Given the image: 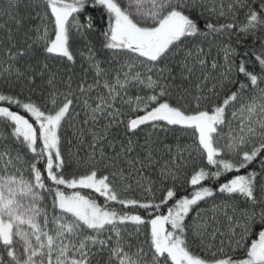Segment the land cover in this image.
<instances>
[{"label": "snow or ice", "instance_id": "obj_1", "mask_svg": "<svg viewBox=\"0 0 264 264\" xmlns=\"http://www.w3.org/2000/svg\"><path fill=\"white\" fill-rule=\"evenodd\" d=\"M43 4L34 36L18 41L10 27L0 29V77L29 92L0 90V264H264V159L260 172L247 171L264 158V42L238 63L226 48L225 65L211 64L212 72L223 69L218 76L202 74L183 87L176 69L190 80L209 55L185 41L236 28L207 20L202 28L192 15L206 7L201 0ZM89 7L101 10L100 50L112 58L99 60L88 47L89 68L78 80L40 67L39 56L75 62L73 38L95 30ZM240 8L247 9L241 31L264 30V0ZM45 75L47 91L35 99L36 80ZM226 85L221 98L217 86ZM118 102L127 106L126 122ZM77 106L85 117L78 135L92 143L73 163L62 130ZM101 118L109 123L100 125ZM114 124H124L129 139L118 151L109 144L108 154L103 141ZM149 126L187 133V157L160 164L151 136L139 146L143 154L132 156L131 136ZM157 165V177L145 172ZM133 183L147 195H129ZM233 201L245 206L238 216ZM209 202L210 214H202ZM221 211L226 232L214 227Z\"/></svg>", "mask_w": 264, "mask_h": 264}, {"label": "trees", "instance_id": "obj_2", "mask_svg": "<svg viewBox=\"0 0 264 264\" xmlns=\"http://www.w3.org/2000/svg\"><path fill=\"white\" fill-rule=\"evenodd\" d=\"M201 2L206 6L204 8H197L193 13V18L196 19L200 26L203 28L204 21L207 20L210 23L216 24L219 27L221 24L234 23L236 28L234 30H229L225 32H216L211 33L207 36L201 34L196 37L194 40L185 41L186 44L197 45L204 48L206 53H209L207 56V65L205 68L201 69L197 66L195 74L191 77L190 80H181L179 79V68L176 69V74L178 76L176 83L181 84L183 87H192L197 82L198 77L202 74H211L218 76L219 72L223 69H218L216 72H212L211 64L215 60L220 65H225V49H230V56L237 63L243 57V54L253 48L258 49L261 42H264V30L261 28H256L255 30L250 31H241L242 22L245 20V15L247 9H241L240 5L244 3H251L258 7V0H201ZM11 4V7L9 6ZM235 4L236 8L229 11L228 5ZM221 6L225 15H220ZM44 12L43 0H0V29H3L4 26H8L13 30L14 36L18 41L25 39V33L30 36L35 35V29L41 25V20L39 15H42ZM10 13V15L8 14ZM85 16L94 17L95 30L88 34V37L81 39L79 36L73 38L71 44V50L74 54V63L67 62L65 60H45L43 56H39L40 67H43L47 63L51 71L57 72L59 74H64L65 80L67 79V74H74L78 80L81 76L84 75L85 71L89 68V63L87 61L88 57V47H94L99 55L97 59L99 60H110L112 58L111 53L106 50H100V40L102 37L99 36V29L103 26L104 22L101 20V10L92 9L89 7L88 11L85 13ZM19 21V24H17ZM6 38V30H0V40ZM2 49H0V55H2ZM182 55V53H181ZM27 59V58H26ZM35 63V61H31ZM250 62V61H249ZM115 67V65H113ZM93 73L88 72V82H92ZM59 79V77H58ZM209 87L212 86V81L209 82ZM34 87L37 89L34 98H40V91H47V75L43 79L38 78ZM75 87V83L73 84ZM0 90H12L16 92H23L25 95H29L28 88L26 85L16 84L14 87L10 86L2 77H0ZM227 91V85L221 89L217 86V92L219 96L223 98L224 92ZM129 92L134 96L137 92L136 87L129 89ZM123 95V94H122ZM126 98V97H125ZM118 107H121L125 115L122 119L127 120V106L122 105L118 102ZM76 113H79V116H76ZM85 119L84 113L81 111L80 107L77 106L69 119L64 125L62 130L63 144L62 150L65 154V158H71L74 163L77 159V155L84 156L86 152H90L91 149L88 147L92 143V137L90 135L80 136L78 135V129L82 126L81 122ZM109 123V119L101 118L99 121L100 125ZM90 126V125H89ZM84 126V127H89ZM151 136L152 138V147L154 149V156L159 160L160 164H163L165 161L169 160L170 157H175L179 159L181 155L186 158L187 152L183 151L191 144L190 136L180 130H156L153 131L151 127H142L135 135L131 136L136 151L131 155L135 156L137 152L143 154L140 149V145H143L145 138ZM129 135L125 131L124 124H114L107 136V139L103 141V146L105 151L108 154H112L113 149L109 147V144L115 146V149L118 151L121 145H127ZM171 150V151H169ZM264 158H258L254 161L247 171H256L260 172L261 170V160ZM199 162V161H197ZM158 168L145 169V172L151 177L155 178L158 176ZM190 170V169H189ZM245 170H242V174ZM138 178V177H137ZM182 183V180L180 181ZM133 192H130L129 195H136L143 197L147 195L142 189L137 188L135 183H133ZM102 203V198L99 201ZM211 203L201 204L202 214L205 211L211 209ZM217 204H222L223 202L218 197L215 201ZM237 205L236 215L240 214V211L244 210V204L240 202H231ZM259 211V209H257ZM231 209H229V215H231ZM195 213H193V216ZM218 222L214 227L219 228L221 231L228 230V222L223 215V211L218 213L217 216ZM216 243H219V238H217ZM198 250V249H197Z\"/></svg>", "mask_w": 264, "mask_h": 264}, {"label": "rangeland", "instance_id": "obj_3", "mask_svg": "<svg viewBox=\"0 0 264 264\" xmlns=\"http://www.w3.org/2000/svg\"><path fill=\"white\" fill-rule=\"evenodd\" d=\"M229 116H231V109L229 110ZM225 131L227 132V129H225Z\"/></svg>", "mask_w": 264, "mask_h": 264}]
</instances>
